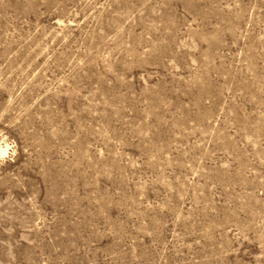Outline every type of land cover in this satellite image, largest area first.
Wrapping results in <instances>:
<instances>
[{"label": "rangeland", "instance_id": "obj_1", "mask_svg": "<svg viewBox=\"0 0 264 264\" xmlns=\"http://www.w3.org/2000/svg\"><path fill=\"white\" fill-rule=\"evenodd\" d=\"M0 264H264V0H0Z\"/></svg>", "mask_w": 264, "mask_h": 264}, {"label": "bare ground", "instance_id": "obj_2", "mask_svg": "<svg viewBox=\"0 0 264 264\" xmlns=\"http://www.w3.org/2000/svg\"><path fill=\"white\" fill-rule=\"evenodd\" d=\"M8 149H9V145L2 146V145L0 144V153L5 154V153L8 152Z\"/></svg>", "mask_w": 264, "mask_h": 264}]
</instances>
